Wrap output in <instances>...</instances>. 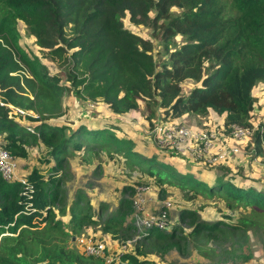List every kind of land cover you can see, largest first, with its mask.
Wrapping results in <instances>:
<instances>
[{"label":"trees","instance_id":"1","mask_svg":"<svg viewBox=\"0 0 264 264\" xmlns=\"http://www.w3.org/2000/svg\"><path fill=\"white\" fill-rule=\"evenodd\" d=\"M124 17L132 25L160 31L165 56L160 65L151 42L126 29ZM18 24L38 54L19 44ZM176 35L182 37L179 45L173 41ZM42 57L60 70L50 72ZM185 79L197 84L182 93ZM257 81H264V0H0V147L20 158L25 145L42 144L54 161L52 174L62 167L66 154L91 147L111 150L156 184L250 208L251 218L239 219L237 228L243 231L246 224L264 226L263 183L221 166H177L166 157L136 150L130 137L115 135L123 128L113 121L80 119L59 125L52 120L65 113L62 98L70 91L83 100L101 102L115 117L144 106L149 124L159 109L162 119L212 112L223 115L227 132L230 125L250 128L255 105L251 91ZM7 105L35 114L22 115L31 121L32 131L9 117ZM251 139L254 152L261 154L264 121ZM209 170L215 175L203 177L201 171ZM23 179L6 182L0 177V264H106L49 240L94 223L89 208L79 213L82 193L77 192L66 209L60 200V176L45 180L32 169ZM131 189L121 188L116 208L102 219L95 238L103 241V234L124 243L136 237L133 250L128 247L121 261L141 264L138 257L147 256L150 239L162 256L178 249L189 235L217 232L227 237L232 231L221 227L235 229L216 219L199 220L194 211L181 208L179 223L170 230L150 228L139 239L140 233L125 221L131 208L124 194ZM100 209L103 213L107 207L102 203ZM55 211L68 214L65 223ZM184 219L190 227L186 235L179 226ZM243 238L236 241L242 243ZM235 250L232 245L223 256Z\"/></svg>","mask_w":264,"mask_h":264},{"label":"rangeland","instance_id":"2","mask_svg":"<svg viewBox=\"0 0 264 264\" xmlns=\"http://www.w3.org/2000/svg\"><path fill=\"white\" fill-rule=\"evenodd\" d=\"M224 1V0H223ZM176 11V9L172 8ZM177 12V11H176ZM123 26L129 31L148 39L152 44V54L158 65L165 59L162 53V40L160 39L159 30H153L150 27L137 26L128 23L126 17L122 19ZM19 33V44L27 51L38 54L34 43L28 36V33L21 24L17 25ZM175 45L182 42V37L176 35L173 39ZM173 45L169 46L172 47ZM41 55V53H40ZM43 59V57H42ZM43 63L47 66L50 72L59 71L57 64L51 63L43 59ZM159 68V67H158ZM63 79V77L61 78ZM64 83V81H62ZM197 84L191 79H185L180 83L182 93L187 92ZM252 96L255 99V105L251 111L249 121L251 129L245 136L240 138L233 137L230 130L222 124L223 115H216L209 112L206 116L192 115L181 119L180 117L171 118V121H179L184 125L193 128H216L217 137L215 138V146L211 153L221 150L224 153L223 158L215 163L210 162V158L206 155L199 154V142L192 141L190 148L192 152L186 151L179 157H169L170 152L158 148L150 141L148 133L153 121L158 122L160 119L159 109L155 110V117L151 120V124L145 118L147 114L142 106L138 110L129 112L122 117L113 116L109 110L99 101L90 102L76 97L72 92H67L62 98V103L65 106V113L62 117L52 120L53 123L62 125L67 122H76L80 119H92L110 121L119 124L123 131L116 133L117 137L126 135L131 138L136 150L145 152L147 154H155L160 157H166L175 164L183 166H208L219 167L229 171L230 173H241L248 177L249 180L264 184V145L262 146V153L256 154L253 150L252 133L257 126L264 121V81H257L252 88ZM24 114H12V118L26 129L31 127V121L22 117ZM34 115V116H33ZM184 115V114H183ZM30 117H35V114H29ZM121 116V115H119ZM30 125V126H28ZM30 131L29 129H27ZM222 130V131H221ZM147 143L151 145L147 147ZM91 150V151H90ZM54 166L53 159L48 154V149L40 143L25 145V155L18 158L19 176L23 178L25 174L32 169L37 170L42 177L52 179L60 176L61 178V197L60 200L66 209L75 198L77 192H81L83 197L79 200V213L84 212L89 208V216L94 223L81 225L77 230L66 233L65 238L59 236H49V240L55 243L74 247L78 252H81L79 239L82 238H99V224L107 213L112 212L117 205V198L121 195V188L124 185L131 186V192L128 191L124 196L130 201L131 212L125 218L126 223L131 222L132 226L139 232H142L140 224V216L142 219L145 215L156 216L161 204L168 201L171 204L168 212V219L170 226L165 228V231L170 230L178 222V211L181 208L190 209L198 215L199 220L210 221L216 219L220 223L232 225L235 229H227L221 227L225 231H232L227 234V237L213 232L210 235H198L191 238L190 235L184 242L180 243L178 249L169 250L160 256L156 248L153 246V240H148L146 246L145 242L140 243V247H144L148 251L147 256H139L138 259L141 264H264V226L251 227L246 224L244 231L238 229L239 219L241 217L251 218L252 211L250 208H244L241 205L235 204L232 200H226L223 197H204L199 194L193 195L185 190H180L174 186H165L163 184H156L147 174L127 163L122 155L113 153L111 150L105 148L91 147L88 151L81 150L79 153H69L65 156V161L60 169H57L56 174L52 170ZM214 168V169H215ZM222 169H216L215 173H222ZM203 177H211L215 175L213 171H201ZM141 187L143 191L135 190ZM139 197L144 199L143 207L138 211L134 207V200ZM106 205L107 210L102 213L100 204ZM56 217H60L64 223L66 222V215L59 216L55 211ZM257 220H259L257 218ZM43 224L40 223L39 227ZM182 233L186 235L190 229L187 219H184L179 224ZM220 227V226H219ZM136 231V232H137ZM139 234V233H137ZM203 234V233H202ZM244 235L243 242L236 241L237 237ZM100 239L105 241L108 250L104 252V263H108V257H111L114 248H117L121 242L119 238H110L101 234ZM141 235L137 236L140 239ZM133 237L132 239H134ZM224 238V239H222ZM137 239L129 243V250L133 247ZM236 248L235 251L223 256L224 250ZM239 245L240 247H238ZM243 257H246L245 259ZM125 264H129L124 261Z\"/></svg>","mask_w":264,"mask_h":264},{"label":"built area","instance_id":"3","mask_svg":"<svg viewBox=\"0 0 264 264\" xmlns=\"http://www.w3.org/2000/svg\"><path fill=\"white\" fill-rule=\"evenodd\" d=\"M1 104V103H0ZM10 109L9 117H12V114H24L25 112L19 111L17 108L7 105ZM171 118L158 119V122L153 121V124L150 127L148 136L151 142H153L158 148L170 152L172 157H179L184 154L187 150L192 152L193 149L190 148L192 141L199 142L200 149H198L199 154L206 155L210 158V162L215 163L219 159L223 158L224 153L221 150H217L214 153H211L215 146V138L217 137L216 128H193L187 125H184L181 120L171 121ZM32 131V127H28ZM230 133L233 137L240 138L245 136L248 131L252 130L251 127H242L238 125L229 126ZM228 130V131H229ZM222 131V130H221ZM228 133V132H227ZM16 158L12 157L7 150L0 147V177L6 181L10 182L13 180H18L24 183V179L20 177L17 173V164ZM142 190L141 187L135 188V190ZM144 199L139 197L137 200H134V207L140 211L143 207ZM171 204L168 201H164L161 204L156 216L152 217L151 215L142 214V219L140 216H137L140 219V224L142 226V232L137 231V233H144V231L149 230L150 228H156L159 230H164L167 226H170L168 219V212L170 210ZM140 228V227H136ZM136 239V237L134 238ZM126 240L124 243H121L117 248L113 249V254L111 257H108V263L112 264H125L124 261L120 260V255L129 247V243L133 241ZM81 251L92 257L100 258L104 261L105 258L104 252L108 250V246L105 244V241L98 240L95 238H82L79 239Z\"/></svg>","mask_w":264,"mask_h":264},{"label":"crops","instance_id":"4","mask_svg":"<svg viewBox=\"0 0 264 264\" xmlns=\"http://www.w3.org/2000/svg\"><path fill=\"white\" fill-rule=\"evenodd\" d=\"M25 113H28V114L32 115V112H31V111H27V112H25ZM125 114H127V113H125ZM125 114H123V115L121 114V116L117 115V117H122V116H124ZM33 116H34V115H33ZM185 116H187V115H183V116H181V119H182L183 117H185ZM147 144H148V143H147ZM148 146L151 147L150 144H148L147 147H148ZM170 158L172 159V157H170ZM15 160H16V164H17V170H16V173L19 174V171H18V158H16ZM167 160H168V159H167ZM172 160H173V159H172ZM168 161H170V160H168ZM170 162L173 163V164H175L174 161H170ZM175 165H177V164H175ZM177 166H181V164H180V165H177Z\"/></svg>","mask_w":264,"mask_h":264}]
</instances>
